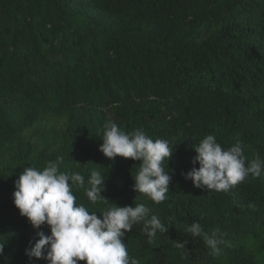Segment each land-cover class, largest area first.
I'll return each instance as SVG.
<instances>
[{"label":"trees","instance_id":"obj_1","mask_svg":"<svg viewBox=\"0 0 264 264\" xmlns=\"http://www.w3.org/2000/svg\"><path fill=\"white\" fill-rule=\"evenodd\" d=\"M106 122L170 142L163 202L133 190L139 161L99 151ZM209 134L264 160V0H0V264H47L25 254L37 230L13 194L25 167L60 157L61 171L85 186L101 171L109 202L144 203L168 229L151 244L142 223L126 233L139 264H264V175L228 192L185 178ZM73 193L89 212L109 206ZM194 222L226 233L219 255L186 231Z\"/></svg>","mask_w":264,"mask_h":264},{"label":"clouds","instance_id":"obj_2","mask_svg":"<svg viewBox=\"0 0 264 264\" xmlns=\"http://www.w3.org/2000/svg\"><path fill=\"white\" fill-rule=\"evenodd\" d=\"M103 143L99 151L108 159L117 156L139 161L133 174L136 193H141L156 204L166 199L171 176L164 169L165 162L174 152L170 142L153 140L142 129L130 133L122 131L117 123L106 122L103 126ZM244 145L237 141L234 146L224 148L214 135H206L194 150L198 154L193 167L186 174L194 186L207 191L228 192L249 176L264 175V160L259 156L250 162L244 155ZM62 157L56 162L48 161L43 169L25 167L15 182L14 205L20 215L26 217L37 230L36 239L25 250L29 260L43 259L47 264H139L130 257L124 242L126 233L142 223V232L152 243L157 232L168 229L144 203L120 207L109 202L102 193L106 179L101 171L93 169L87 178L80 172H64L59 168ZM168 165V164H167ZM80 187L93 204L102 202L109 206L102 212H89L84 204H77L73 188ZM254 207L253 204L249 205ZM97 213L102 218H98ZM47 225L50 235L41 231ZM193 238H202L209 254L219 255L220 245L226 244V233L215 229L207 233L198 222L186 227ZM175 248L185 251L188 243L173 242ZM5 244L0 243V255ZM186 252V251H185Z\"/></svg>","mask_w":264,"mask_h":264}]
</instances>
